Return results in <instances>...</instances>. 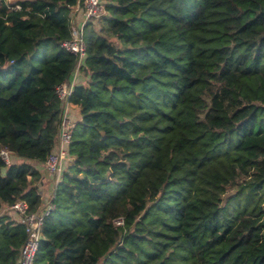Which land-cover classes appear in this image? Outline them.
Instances as JSON below:
<instances>
[{"label":"trees","instance_id":"trees-1","mask_svg":"<svg viewBox=\"0 0 264 264\" xmlns=\"http://www.w3.org/2000/svg\"><path fill=\"white\" fill-rule=\"evenodd\" d=\"M103 1L34 264H264V0ZM77 3L0 0V208L40 203ZM24 237L0 213V264Z\"/></svg>","mask_w":264,"mask_h":264},{"label":"built area","instance_id":"built-area-1","mask_svg":"<svg viewBox=\"0 0 264 264\" xmlns=\"http://www.w3.org/2000/svg\"><path fill=\"white\" fill-rule=\"evenodd\" d=\"M15 7L18 4L14 5ZM83 18L79 23L71 22L70 34L67 38L61 40L60 44L75 55V64L73 69L77 70L83 64L85 56V43L83 39V25L87 20L97 18L105 11L103 0H81ZM72 69V70H73ZM73 84L65 80L56 85V92L60 99L62 109L57 126V135L53 148L43 159L45 169L52 175L53 189L49 197L42 204H38L35 209H29L28 203L24 199H16L4 207L3 211L12 210L18 214L25 230V237L21 243L16 261L14 264H34L35 252L38 246V240L41 236V226L45 214L48 213L54 203L52 197L57 180L63 169V158L68 154L67 145L71 139L74 120L66 112L69 103V95ZM1 155L8 160V151L1 149Z\"/></svg>","mask_w":264,"mask_h":264},{"label":"crops","instance_id":"crops-1","mask_svg":"<svg viewBox=\"0 0 264 264\" xmlns=\"http://www.w3.org/2000/svg\"><path fill=\"white\" fill-rule=\"evenodd\" d=\"M82 18H83L82 6H80V4L77 3L71 12L70 20L71 22L79 23ZM86 77L87 75L84 74L83 71H80L79 69L77 70L73 69L68 74V76L65 78V81L68 83H72L74 85L77 82H84ZM76 108H78V106L75 103L69 101V103L67 104L66 112L69 115V117L73 119L74 121L80 117L79 110ZM70 158L71 156L69 154H67L63 158V166L66 164V162ZM8 160L21 161L23 160V158L14 153L8 152ZM30 161L36 166V168L40 172L39 179L37 180V183H35V185H37L38 191L40 193V203L39 204H42L52 192L53 178H52V175L45 169L43 161H39L36 159H30ZM5 206L6 205H3L0 208V211H3ZM6 213L18 219V214L14 211L6 210Z\"/></svg>","mask_w":264,"mask_h":264},{"label":"rangeland","instance_id":"rangeland-1","mask_svg":"<svg viewBox=\"0 0 264 264\" xmlns=\"http://www.w3.org/2000/svg\"><path fill=\"white\" fill-rule=\"evenodd\" d=\"M9 1V0H8ZM10 1H12V0H10ZM94 22L96 23V24H98V25H100L101 24V21L99 20V19H94ZM80 71H82L80 68H78ZM76 109H78V108H76Z\"/></svg>","mask_w":264,"mask_h":264}]
</instances>
